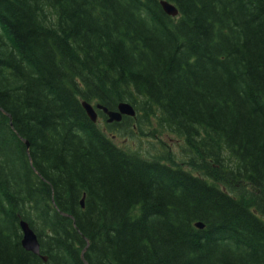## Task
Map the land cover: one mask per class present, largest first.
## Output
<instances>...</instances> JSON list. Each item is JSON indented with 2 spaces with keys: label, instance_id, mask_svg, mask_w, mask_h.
Masks as SVG:
<instances>
[{
  "label": "trees",
  "instance_id": "1",
  "mask_svg": "<svg viewBox=\"0 0 264 264\" xmlns=\"http://www.w3.org/2000/svg\"><path fill=\"white\" fill-rule=\"evenodd\" d=\"M161 1L0 0V264H264V0Z\"/></svg>",
  "mask_w": 264,
  "mask_h": 264
},
{
  "label": "water",
  "instance_id": "2",
  "mask_svg": "<svg viewBox=\"0 0 264 264\" xmlns=\"http://www.w3.org/2000/svg\"><path fill=\"white\" fill-rule=\"evenodd\" d=\"M161 6L164 10V12L169 15L176 17L178 15V9L177 7L170 3L169 1H161ZM83 108L85 109L88 117L91 119L92 122H97L98 120V111H102L107 119V123H114V122H120L122 121L124 116L134 117L136 115V111L134 107L130 103H119L116 110H109L107 107L96 104L92 105L86 101H83L82 103ZM27 147H29V142L24 140ZM82 207H84V200L81 201ZM21 231H22V239L21 243L25 250L32 252L36 255L40 254V244L38 241L37 234L35 231L30 227V225L26 221L20 222ZM196 226L198 228H204V225L201 222L196 223ZM87 248H85L82 251V258L85 264H88L84 259V253ZM44 261H46V257H43Z\"/></svg>",
  "mask_w": 264,
  "mask_h": 264
},
{
  "label": "rangeland",
  "instance_id": "3",
  "mask_svg": "<svg viewBox=\"0 0 264 264\" xmlns=\"http://www.w3.org/2000/svg\"><path fill=\"white\" fill-rule=\"evenodd\" d=\"M104 126V122L101 123ZM147 139H151L147 136L136 135L133 138L124 139L122 136L117 139H113L114 143L117 144L120 148L132 150V151H140L142 153H146V150H151L152 145L148 144ZM158 141L157 143H159ZM168 146L172 148V151L180 158L182 154V148L180 147L179 141L174 136L165 135L163 137V141ZM160 146V145H159ZM162 148H167L166 145H162Z\"/></svg>",
  "mask_w": 264,
  "mask_h": 264
},
{
  "label": "bare ground",
  "instance_id": "4",
  "mask_svg": "<svg viewBox=\"0 0 264 264\" xmlns=\"http://www.w3.org/2000/svg\"><path fill=\"white\" fill-rule=\"evenodd\" d=\"M179 14V13H178ZM203 224V223H202Z\"/></svg>",
  "mask_w": 264,
  "mask_h": 264
}]
</instances>
